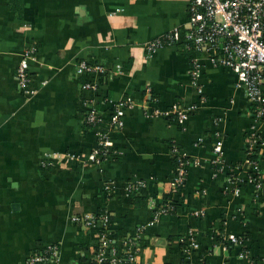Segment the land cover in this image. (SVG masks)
<instances>
[{"label": "crops", "instance_id": "1", "mask_svg": "<svg viewBox=\"0 0 264 264\" xmlns=\"http://www.w3.org/2000/svg\"><path fill=\"white\" fill-rule=\"evenodd\" d=\"M189 6V0H0V264H28L51 245L61 251L55 264H91L100 254L98 234L73 216L104 212L112 236L106 256L143 229L141 264H264V193L248 183L245 167L249 140L264 135V123H255L235 74L204 51L185 42L151 56L146 50L173 29H188ZM27 55L24 92L16 74ZM82 61L107 71L78 75ZM86 83L98 89L86 91ZM126 102L132 106L124 108L123 127L110 133L116 157L93 164L97 131L83 122L87 107L110 121ZM175 106L187 112L183 122L166 115ZM216 133L228 174L211 164ZM174 148L198 163L177 192ZM258 160L264 170L259 154ZM139 182L136 194L145 202L134 204L126 188ZM165 202L171 213L155 221V208ZM231 236L242 245L230 243Z\"/></svg>", "mask_w": 264, "mask_h": 264}, {"label": "built area", "instance_id": "2", "mask_svg": "<svg viewBox=\"0 0 264 264\" xmlns=\"http://www.w3.org/2000/svg\"><path fill=\"white\" fill-rule=\"evenodd\" d=\"M189 27L187 30L175 28L164 37L153 40L147 44L146 50L149 56L158 49L172 47L185 42L186 46L198 51H204L208 60L218 67L230 70L237 78V86L244 90L249 103L250 112L257 124L264 123V0H189ZM29 56L27 55L19 65L16 79L19 88L29 92L30 76L28 72ZM77 74L81 76L104 75L107 69L104 66L93 65L85 61L77 65ZM200 76V67L196 65L193 77ZM86 91H96L97 83L83 85ZM132 106V103H121L111 116L112 130L121 129L124 125V108ZM187 112L175 106L166 115L177 117L183 122ZM83 122L97 131V148L92 153L90 160L93 164L100 165L108 160V154L113 151V143L110 133H103L99 129L102 116L98 109L90 104L83 116ZM224 139L221 133L215 134L213 145L212 167L218 174H228V168L223 160ZM249 156L245 167L248 169L247 180L257 194L264 193V170L260 168L258 154L264 159V135H254L249 140ZM173 153L177 156L176 170L172 178V191L177 192L187 181L190 165L198 164L191 162L187 157L174 148ZM115 152L111 153V156ZM231 183H239V179L229 178ZM142 183L127 185L129 195L137 192ZM105 191H112L111 184L105 186ZM239 194V189L235 191ZM259 196V195H257ZM171 206L166 202L155 208L154 219L159 221L162 217L171 213ZM198 215V213H197ZM73 221L85 228L97 232L100 241V254L96 256L94 264H141L138 258V240L143 229H139L137 237L125 243V248L118 250L113 248L111 255L107 250L112 247L111 216L108 212L94 215H75ZM192 247H195L194 232H189ZM230 243L242 245L243 241L236 236L229 238ZM187 247L185 253L190 254ZM61 256L59 246L51 245L34 253L28 264H55ZM241 257H244L242 254ZM192 263V262H191ZM190 263V264H191Z\"/></svg>", "mask_w": 264, "mask_h": 264}, {"label": "trees", "instance_id": "3", "mask_svg": "<svg viewBox=\"0 0 264 264\" xmlns=\"http://www.w3.org/2000/svg\"><path fill=\"white\" fill-rule=\"evenodd\" d=\"M99 126V129H100V131L101 132H103V133H109L111 130H112V123H111V121H105L104 119H103V117H102V122L98 125ZM89 127V126H88ZM93 128V127H92ZM113 152H115V151H111L110 152V154H108L107 156H108V158L110 159V158H113V157H116L115 155H113V156H111V153H113ZM173 161H174V174H175V170H176V163H177V156L174 154V156H173ZM131 197H132V199H133V202H134V204H137L138 202L141 204V202H145V200L144 199H142V198H140V197H138V195L136 194V193H133L132 195H131ZM166 198H168L167 196H166ZM165 198V199H166ZM142 205H144V204H142ZM163 204H161L160 206H162ZM95 261V260H94ZM94 261L91 263V264H94Z\"/></svg>", "mask_w": 264, "mask_h": 264}]
</instances>
